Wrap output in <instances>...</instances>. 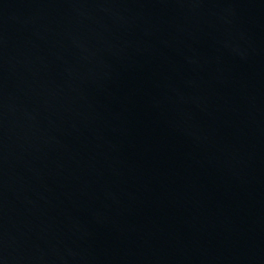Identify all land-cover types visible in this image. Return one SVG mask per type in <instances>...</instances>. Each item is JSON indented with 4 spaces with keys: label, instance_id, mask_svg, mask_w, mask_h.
<instances>
[{
    "label": "water",
    "instance_id": "95a60500",
    "mask_svg": "<svg viewBox=\"0 0 264 264\" xmlns=\"http://www.w3.org/2000/svg\"><path fill=\"white\" fill-rule=\"evenodd\" d=\"M0 264H264V0H0Z\"/></svg>",
    "mask_w": 264,
    "mask_h": 264
}]
</instances>
